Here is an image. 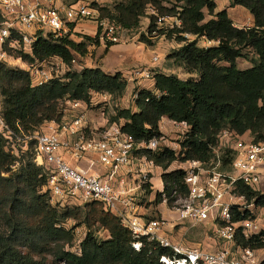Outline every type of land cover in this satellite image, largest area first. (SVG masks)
Here are the masks:
<instances>
[{"label": "trees", "instance_id": "obj_1", "mask_svg": "<svg viewBox=\"0 0 264 264\" xmlns=\"http://www.w3.org/2000/svg\"><path fill=\"white\" fill-rule=\"evenodd\" d=\"M149 4L157 8V13L150 15L148 26L150 35L155 31L156 36L142 32L139 40L153 44L154 38L165 34L183 42L167 57L199 75L182 78L175 73L155 72L154 88L137 89V109L119 108L113 119L125 118L123 127L138 138L160 134L159 121L163 115L188 120L192 128L182 141L179 154L172 148L150 153L164 167L178 156L208 160L218 133L224 128L238 133L249 131L255 140L264 139V0H231V5H243L252 13L253 25L248 27L235 25L226 8L216 10L215 0H174L172 6L163 0H121L113 9L100 10L102 16L133 27L139 24ZM206 9L212 15L208 19ZM160 15H176L181 23L170 30L160 28L157 25ZM100 31L99 27L96 37ZM186 33L197 37L189 40ZM78 35L80 39L52 32L40 34L33 54L20 51L16 54L21 53L30 61L57 54L70 61L76 53L85 54L88 44L96 38ZM201 36L219 41L200 45ZM112 44L109 41L108 48ZM245 47L253 48L258 58L253 65L241 68L237 58L245 55ZM66 76L65 80L53 78L32 85L28 69L0 64L1 114L13 134L36 130L46 120H60L62 99L89 102L95 92L122 95L128 85L121 70L112 73L100 66L70 70ZM7 140L0 131V264H55L57 259L66 264H164L160 256L171 253L168 247L143 236L140 249L135 248L132 231L117 214L104 209L100 201L86 202L84 206L53 205L48 191L42 190L47 180L44 167L36 163L35 155L18 157L7 148ZM230 159L223 157L224 163ZM17 161L20 164L14 168ZM184 174L183 169L164 172L168 195L176 186L186 189ZM241 189L253 194L245 185ZM161 199L160 192L156 201ZM83 216L89 230L81 241V252H77L66 247L74 238V229L64 222ZM96 222L110 231L109 237L100 238L91 229ZM240 240L252 246L264 244L258 238Z\"/></svg>", "mask_w": 264, "mask_h": 264}, {"label": "built area", "instance_id": "obj_2", "mask_svg": "<svg viewBox=\"0 0 264 264\" xmlns=\"http://www.w3.org/2000/svg\"><path fill=\"white\" fill-rule=\"evenodd\" d=\"M86 18H94L98 23L100 38L112 42L128 40L124 35L125 26L116 19L106 21L99 7L86 0H0V64H8L11 59L21 60L30 71L32 85H41L53 78L67 79V72L76 69V55L70 61L57 54L30 61L16 52L33 54L40 34L52 32L56 36L72 37L77 23ZM166 18L167 15H160L157 23ZM144 33L156 36L155 31L150 35L148 29ZM208 40L211 45L219 41ZM153 58L156 60L158 56L155 54ZM154 74L147 66L123 72L128 81L151 79L154 82ZM99 94L106 96L109 92H95L91 98ZM136 97L137 92L134 100ZM68 101L74 106L83 102L81 99ZM163 116L159 121L162 124ZM167 119L172 124L170 131L159 125L160 134L142 138L123 127L126 121L123 117L106 123L102 129L87 125L83 114L73 115L71 120L44 121L33 132L34 160L47 174L42 190L48 191L51 202L59 206L100 201L104 209L117 214L121 223L132 231L135 248L140 249L143 236L168 247L171 253L160 256L164 264H261L264 244L252 246L240 238H258L264 242V139L255 140L249 131L238 133L224 128L219 131L208 160L178 156L164 167L150 153L172 148L179 154L182 141L192 128L186 119L169 116ZM0 126L3 132H12L1 112ZM228 150L231 167L221 169L222 153ZM97 165L105 168L95 169ZM175 169L185 171L186 189L176 186L168 195L163 175ZM242 185L253 194L243 191ZM148 187L155 188L156 195L161 192L160 204L174 212L176 223L172 228L167 226L170 221L166 218L146 216L148 206L140 196ZM186 221L211 222L213 247L186 245L166 230ZM79 249L77 252H81Z\"/></svg>", "mask_w": 264, "mask_h": 264}, {"label": "rangeland", "instance_id": "obj_3", "mask_svg": "<svg viewBox=\"0 0 264 264\" xmlns=\"http://www.w3.org/2000/svg\"><path fill=\"white\" fill-rule=\"evenodd\" d=\"M71 1V0H68ZM90 2L92 6H97L100 8H115V5L121 0H86ZM165 4L168 6H172L174 0H163ZM181 4V3H179ZM157 8L151 4H149L146 8V12L144 15L141 16L140 22L137 26L133 27H126V31L124 35L128 38L126 42H114L117 43L113 45L110 50L107 52V48L109 46V41L107 39H102L100 37H96L98 23L95 21L94 18H86L77 23V29L72 34L73 38L80 39L78 34H89L96 37L92 42L88 44V51L85 54L76 53L77 63L75 64L74 68L81 69L84 66H100L103 67L105 71L112 70V69H119L122 72L126 70H130L136 66H147L153 69L154 72L157 71H169L177 74L182 78H187L189 76L198 77V73L196 72H188L182 65L179 67L177 63L174 62L173 58L167 57V49L171 52L174 48L177 47H170V38L165 35V38L158 39L154 44H148L145 41L139 40L141 33L144 30L148 29L150 24V15L155 13ZM233 14V17L238 21H236L239 25H253L252 20L250 19L251 13L250 10L240 4L235 5L234 10H230ZM101 15V10H100ZM102 16V15H101ZM212 15L208 13L206 9V18H210ZM106 21L111 20L108 16H102ZM180 19L176 15H167V18L158 22L157 25L160 28L170 30L174 29L178 24H180ZM189 35L188 39L192 36L191 33H187ZM161 35V36H162ZM187 35V36H188ZM157 39V38H156ZM205 40L209 45V42L206 38H201L199 43H205ZM170 48V49H169ZM245 55L238 57V66L242 68L249 67L253 65L255 59L258 58V54L254 51L253 48H244ZM106 53V54H105ZM158 56V59H153L154 55ZM105 55V56H104ZM104 56V57H103ZM103 57V58H102ZM103 59V60H102ZM165 63V64H163ZM168 63L170 66H168ZM11 66H20L22 68H26V65L21 60H13L8 63ZM172 65V66H171ZM115 72V71H114ZM141 82V84L137 82ZM144 81H146L144 79ZM142 80H135V81H128V85L126 90L123 92L122 95H114L109 93L106 96L97 95L95 98H91L89 102L83 101L80 105V110L78 114L87 113L88 117L86 118V124L88 123H96L99 129L104 128V125L108 122L115 121L113 119L115 114L117 113V109L124 108V107H132L135 104V100L133 98V92L135 88L138 86H144L145 83H142ZM149 85L152 86V80H148ZM139 84V85H138ZM68 99V98H67ZM67 99L60 100V106L63 112H69V103L66 101ZM2 94L0 91V112L2 108L1 104ZM106 119V121H105ZM0 131H2V127L0 126ZM35 130L27 131H19L15 132H3L7 137V148L14 152L18 157H21L23 154H26V158L29 155H35V138L33 136V132ZM32 133V134H31ZM171 136H174L172 133ZM223 157H228L231 155L229 152L222 153ZM20 162L17 161L13 166L16 168L19 166ZM230 163L222 162L220 166L221 169H229ZM156 189L152 187H148L146 192L140 196V199L143 203L148 206V211L146 216L151 217H163L166 218L167 226L172 228V224L176 223L173 220L174 212L168 209L167 205L160 204V202L156 201ZM51 201V200H50ZM52 203V202H51ZM55 205L54 203H52ZM82 204L80 206H84ZM59 206V205H57ZM62 205H60L61 207ZM70 206V205H69ZM77 206V205H71ZM83 217H70L64 223L67 227H73L74 229V238L71 243L66 244L71 250L79 251V247L81 246V241L86 236L89 226L88 224L83 221ZM167 227L168 232H172L175 234V237L183 242L186 245L191 246H201L203 248H211L213 242V234H212V224L211 222H199L196 224H191V222H184V223H177L175 224L174 228L170 230ZM91 229L95 231V233L100 238H107L110 236V231L101 225L99 222H96L92 225ZM169 229V230H168ZM50 260L53 261L52 255H49ZM55 264H66L64 261L57 259Z\"/></svg>", "mask_w": 264, "mask_h": 264}, {"label": "crops", "instance_id": "obj_4", "mask_svg": "<svg viewBox=\"0 0 264 264\" xmlns=\"http://www.w3.org/2000/svg\"><path fill=\"white\" fill-rule=\"evenodd\" d=\"M216 1V3H217V6H216V10H220V9H223V8H226L227 10H228V12L230 11V10H234L235 9V5H231V0H215ZM251 13V12H250ZM229 15H230V17L233 19V21H234V24L236 25V24H238L236 21H238V19L236 20L235 18H236V16H235V18L233 17V14L231 13V12H229ZM250 19L252 20V22H253V15H252V13H251V17H250ZM236 20V21H235ZM238 22H241V20L240 21H238ZM76 29H77V26H76ZM192 34V36L190 37V39H194V38H196L197 36H196V34H193V33H191ZM188 34H186V36H187ZM165 35H159L158 37H156V38H154V43L158 40V39H160V38H165L164 37ZM187 37H189V35L187 36ZM201 38H206V37H204V36H201V37H198V43H199V40H201ZM165 39H167V40H169L168 38H165ZM207 39V38H206ZM208 40V39H207ZM170 41V47H179L180 45H182V43L183 42H179L178 40H174V39H170L169 40ZM209 41V40H208ZM153 43V44H154ZM115 44H117V43H114V44H112L109 48H108V50H107V52L110 50V48L113 46V45H115ZM200 44V43H199ZM212 44V43H211ZM210 44V45H211ZM200 45H209V43H207L206 42V40H205V43H202V44H200ZM170 49V48H169ZM169 51L170 50H168L167 49V55H168V53H169ZM106 54V53H105ZM105 56V55H104ZM103 56V57H104ZM102 57V58H103ZM154 59V58H153ZM158 59V58H157ZM103 60V59H102ZM237 63H238V59H237ZM163 64H165V63H163ZM168 66H170L168 63H166ZM172 66V65H171ZM179 67H181V65H179ZM103 68V67H102ZM242 68V67H241ZM117 70H119V69H112V70H107V72H114V71H117ZM163 72H166V71H163ZM167 73H173V72H169V71H167ZM146 81H144V79L142 80L143 82L142 83H145V85L144 86H138V87H136L135 88V91L133 92V98H134V96H135V93L137 92V89L138 88H141V87H147V88H154V82H152V86H150L149 85V82H148V79H145ZM137 83H139V84H141V82H137ZM138 84V85H139ZM69 104V109H68V111L69 112H63V115H62V118H63V120H66V119H69V120H71V118H72V116L73 115H78V111L80 110V105L83 103V102H81V104L80 105H76V106H74L73 104H72V102H70V101H68V99L66 100ZM132 109L133 110H136L137 109V105H136V102H135V104H133L132 105ZM83 115H84V117L85 118H87L88 117V114L86 113H83ZM87 116V117H86ZM89 118V117H88ZM163 120H164V124H162V122H159V125H160V127H163V128H165L166 130H171V128H172V124L170 123V121H168V119H167V116H163ZM105 121H106V119H105ZM87 123V122H86ZM87 125H89L90 127H93V126H96V123L94 122V123H88ZM82 165H84V163H82ZM105 168V166H103V165H97V166H95V169H98V170H103Z\"/></svg>", "mask_w": 264, "mask_h": 264}, {"label": "bare ground", "instance_id": "obj_5", "mask_svg": "<svg viewBox=\"0 0 264 264\" xmlns=\"http://www.w3.org/2000/svg\"><path fill=\"white\" fill-rule=\"evenodd\" d=\"M170 263V262H169Z\"/></svg>", "mask_w": 264, "mask_h": 264}]
</instances>
